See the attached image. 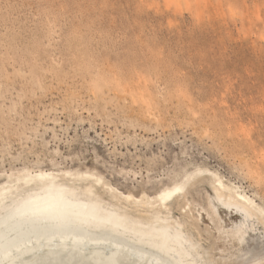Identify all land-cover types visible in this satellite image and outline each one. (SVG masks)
I'll list each match as a JSON object with an SVG mask.
<instances>
[{"label": "rangeland", "instance_id": "1", "mask_svg": "<svg viewBox=\"0 0 264 264\" xmlns=\"http://www.w3.org/2000/svg\"><path fill=\"white\" fill-rule=\"evenodd\" d=\"M39 172L133 219L176 189L187 263L264 264V0H0V222Z\"/></svg>", "mask_w": 264, "mask_h": 264}, {"label": "bare ground", "instance_id": "2", "mask_svg": "<svg viewBox=\"0 0 264 264\" xmlns=\"http://www.w3.org/2000/svg\"><path fill=\"white\" fill-rule=\"evenodd\" d=\"M35 176L52 192L29 195L32 200L0 222V264H189L186 257L199 246L181 222L160 215L176 189L160 192L158 206L133 219L117 206L102 204L89 187L83 190L84 199L76 201L70 199L76 186L63 190L50 173ZM7 197L0 193V203ZM238 197H233L235 204L249 207ZM59 200L61 215L45 211ZM123 229L136 236L125 237Z\"/></svg>", "mask_w": 264, "mask_h": 264}, {"label": "snow or ice", "instance_id": "3", "mask_svg": "<svg viewBox=\"0 0 264 264\" xmlns=\"http://www.w3.org/2000/svg\"><path fill=\"white\" fill-rule=\"evenodd\" d=\"M51 215H61L64 211L62 200H59L56 204L49 206L46 210Z\"/></svg>", "mask_w": 264, "mask_h": 264}]
</instances>
